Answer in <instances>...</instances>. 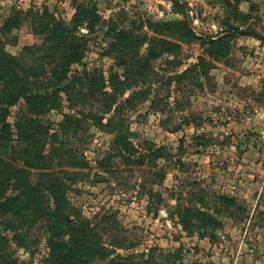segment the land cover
<instances>
[{"label":"rangeland","instance_id":"obj_1","mask_svg":"<svg viewBox=\"0 0 264 264\" xmlns=\"http://www.w3.org/2000/svg\"><path fill=\"white\" fill-rule=\"evenodd\" d=\"M228 1L0 0V47L19 73L45 64V37L32 22L4 35L14 11L47 9L70 25L85 2L102 20L93 33L78 28L75 35L87 50L83 65L73 68L108 80L119 75L118 94L107 88L96 98L85 90L69 99L62 95L61 111L32 116L57 131L69 115L79 121V131L63 141L68 155L57 151L51 169L29 170L34 187L44 172L67 185L69 207L109 252L95 264H264V0ZM112 28L135 41L126 55L111 47L117 44L107 37ZM211 42L223 43L225 55L210 56ZM120 56L133 59L129 68L140 63L135 76L125 73ZM138 92L148 96L130 99ZM18 110L11 109V125ZM111 118L134 148H161V157L125 164L112 150ZM71 144L88 168L62 165ZM44 197V207L52 208ZM179 211L204 213L214 222L198 220L186 229ZM48 241L45 220L35 222L24 211L19 218L0 217L6 255L0 264H44Z\"/></svg>","mask_w":264,"mask_h":264},{"label":"trees","instance_id":"obj_2","mask_svg":"<svg viewBox=\"0 0 264 264\" xmlns=\"http://www.w3.org/2000/svg\"><path fill=\"white\" fill-rule=\"evenodd\" d=\"M76 11L70 25L57 19L47 9L42 12L14 11L2 29L4 35H7L18 29L24 22H32L35 33L45 37L43 46L45 64L41 63L38 68L24 73H19L14 64L16 61L13 57L4 54L0 47V217L19 218L24 211L31 214L35 222L45 220L49 234V255L44 264H95L97 261H106L109 254V252L104 253L105 250L98 246L101 240L92 231L89 223L82 219L77 211L69 207L66 200L68 187L62 179L44 172L41 174L38 185L34 187L29 182V170L51 169V163L57 151L68 155V151H65L68 143L63 141L70 139L73 133L76 136L79 131L77 124L79 121L69 115L64 116L57 131L53 130L51 125H46L32 116L48 114L53 110L61 111L62 95L69 99L74 92L82 96L85 90L90 97L96 98L95 95L99 93L106 94L107 88H112L114 94H118L116 87L121 82L119 75L116 74L108 80L103 75L100 76L97 71L88 73L84 70L83 73H79L74 70L73 66L83 65L87 50L83 38L75 35L78 28L85 27L93 33L94 28L102 21L97 10L90 3L82 2L77 5ZM178 11L181 12L180 9ZM163 25L177 29V27L186 26V23ZM229 26L234 27L231 24ZM189 34L192 33L189 31ZM107 37L114 42L117 41V44L112 43L111 47L118 54L120 51L121 55L130 52L132 42L135 44L131 34L127 36L125 32L117 33L116 28H112ZM195 39H197L196 36ZM209 47L210 56L225 55L223 43L211 42ZM216 49L222 52H213ZM117 59L121 65L128 68L127 62L133 61L129 59L124 62L121 56ZM139 65L140 63L136 61L131 68L125 70V73L135 76L133 70ZM146 67L144 65V68ZM199 67L200 64L193 65L194 69ZM142 69L143 67L140 71ZM140 95H144L145 98L148 96L145 92L142 94L138 92L130 99L138 98ZM17 106L19 110L11 125L8 122L11 109ZM114 120V118L108 119L106 122L108 128H106L114 134L112 150L124 160L125 164L130 165L137 160L139 165H143L148 159L153 158V161H156L161 157L159 155L163 150L161 148L154 150L149 148L145 151L134 148L126 134H122V126L117 127ZM57 145L58 148L55 147ZM71 147L69 161L62 165L74 169L88 168L85 157H80L78 150L74 149L72 144ZM46 148H48L47 155ZM9 155H11L10 159H6ZM21 163L22 166H20ZM70 174L66 172L65 176ZM78 176V173H72L73 180ZM10 192L15 195H10ZM46 193L53 203L52 208L44 207ZM197 213L192 215L193 213L179 211L180 224L187 229L194 228L198 220L205 222L207 219L210 223L214 222L212 216ZM70 217L74 220L73 222ZM65 237L67 241H64ZM4 252L0 249V259L3 262L6 258V255H3Z\"/></svg>","mask_w":264,"mask_h":264},{"label":"flooded vegetation","instance_id":"obj_3","mask_svg":"<svg viewBox=\"0 0 264 264\" xmlns=\"http://www.w3.org/2000/svg\"><path fill=\"white\" fill-rule=\"evenodd\" d=\"M227 1V3H229V1L228 0H226Z\"/></svg>","mask_w":264,"mask_h":264}]
</instances>
